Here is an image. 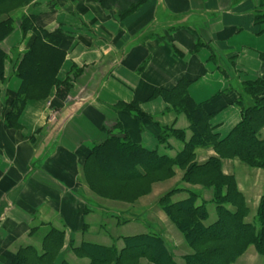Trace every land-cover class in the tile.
I'll return each mask as SVG.
<instances>
[{"label": "crops", "instance_id": "crops-1", "mask_svg": "<svg viewBox=\"0 0 264 264\" xmlns=\"http://www.w3.org/2000/svg\"><path fill=\"white\" fill-rule=\"evenodd\" d=\"M263 3L146 0L136 13L120 19L115 10L89 0H35L13 13L15 30L0 44L8 58L5 81L0 83V264H11L25 248L42 255L51 231L62 234L55 264H91L89 256L78 254L84 245L121 254L127 250V239L154 236L164 242L172 264H186L192 251L160 208V198L180 187L195 191L198 205L206 204L211 212L205 222L209 226L217 220L212 192L187 185L184 172L174 169L173 178L154 184L137 203L107 200L84 182V162L89 149L108 134H119L118 128L113 131L116 126L135 144L174 159L183 143L171 138L161 145L156 127L141 128L134 118L113 108L137 102L154 124L184 132L189 142L186 116L176 114L160 97L151 99L156 90H172L181 80L189 81L187 92L194 103L216 114L210 124L214 134L225 139L240 122L233 102L241 85L264 82V25L254 24ZM22 16H34L39 28L61 34L66 57L58 80L73 72L79 77L66 101L57 100L52 89L47 100L27 102L18 127L8 128V103L21 86L15 71L34 38L31 32L21 34ZM214 156L211 148L195 152L198 165ZM240 163L223 160L222 172L234 178L249 211L245 222L253 223L264 194V169ZM187 198L181 193L172 203ZM140 244L150 256L147 242ZM139 246L129 242V251L139 252ZM138 264L155 263L142 257ZM234 264L264 262L250 247Z\"/></svg>", "mask_w": 264, "mask_h": 264}, {"label": "trees", "instance_id": "trees-1", "mask_svg": "<svg viewBox=\"0 0 264 264\" xmlns=\"http://www.w3.org/2000/svg\"><path fill=\"white\" fill-rule=\"evenodd\" d=\"M35 0H0V44L15 30L13 13L31 5ZM103 9L115 10L120 19L136 13L146 0H89ZM254 24L264 25V3L255 12ZM18 28L24 36L31 32L34 38L23 52L15 71L21 81L17 94L8 103L5 123L8 128L18 127V120L29 101H45L52 89L57 100L64 102L79 77L64 81L57 78L66 53L61 47L62 36L39 28L34 16H22ZM197 47H201L199 43ZM7 55L0 48V83H4ZM189 81L181 80L172 90H156L151 99L158 97L169 105L176 114H183L189 122L192 134L185 142L182 131L154 124L144 114L137 102L117 104L115 112H124L134 118L141 128L147 124L159 131L157 141L163 145L171 138L183 143V149L174 159L161 155L157 150L149 151L135 144L129 134L116 126L101 143L89 149L83 166V177L89 190L96 196L133 204L139 197L150 194L156 183L174 177V169L184 172L183 182L200 186L212 192L217 220L206 226L208 219L206 204L198 205V194L193 190H174L163 196L159 206L171 223L184 236L193 254L186 264H234L250 247L259 256H264V194L260 199L253 223H246L248 209L232 176L222 172L223 160H237L253 169H264V82H247L241 85L237 99L233 102L240 110V122L223 140L214 134L211 121L216 115L208 113L189 97ZM118 128V129H117ZM213 149L215 156L202 165L196 163L197 149ZM179 191H186L188 198L172 203L170 198ZM128 247L121 254L112 249L84 245L78 254L89 256L91 264H138L139 259L148 257L155 264H172L162 239L134 237L127 239ZM147 242L152 254L145 252L141 242ZM129 242L139 244V252L129 251ZM62 234L51 231L43 241L42 255L32 249H21L11 264H55L61 249ZM146 245V244H145ZM144 245V246H145ZM147 246V245H146ZM165 251V252H164Z\"/></svg>", "mask_w": 264, "mask_h": 264}, {"label": "rangeland", "instance_id": "rangeland-1", "mask_svg": "<svg viewBox=\"0 0 264 264\" xmlns=\"http://www.w3.org/2000/svg\"><path fill=\"white\" fill-rule=\"evenodd\" d=\"M12 19H13V15H12ZM14 22H15V25H16V21H14ZM15 27H16V26H15ZM14 76H15V75H14ZM238 91H239V90H238ZM69 95H70V94H69ZM66 100H67V99H66ZM66 100H65V101H66ZM240 165H241V163H240ZM242 166H245V165L242 164ZM246 167H247V166H246ZM247 168H248V167H247ZM84 182L86 183L85 180H84ZM86 185H87V183H86ZM184 189H185V188L180 187V188H176V189H174V190H184ZM174 190H172V191H174ZM185 190H186V189H185ZM172 191H170V192H172ZM168 193H169V192H168ZM168 193H166V194H168ZM181 193H185L186 197L188 196V194L186 193V191H179L178 193H176L175 195H173V196L170 198V201L172 202V199H173L176 195L181 194ZM166 194H165V195H166ZM165 195H163V196H165ZM163 196H162V197H163ZM162 197H161V198H162ZM140 198H142V197H139V198L136 200L135 203H137L138 200H139ZM161 198H160V199H161ZM133 204H134V203H133ZM212 205H213L214 207H211V208H212V209L215 208V205H214L213 203H212ZM206 206H207V205H206ZM208 213H209V216L211 217L212 215H211L210 210L208 211ZM141 214H142V213L139 212V213H138V216H137V217L140 218V219H142V215H141ZM213 214H214V213H213ZM167 218H168V217H167ZM148 229H149V228H148ZM148 229H147V230H148ZM187 247H188V245H187ZM247 250H248V249H247ZM191 251H192V250H191ZM116 254H117V253H116ZM191 254H193V252H191ZM258 258H259V260H262V261L264 262V257H260V256L258 255ZM238 259H239V258H238ZM238 259H237V260H238ZM237 260H236V261H237Z\"/></svg>", "mask_w": 264, "mask_h": 264}]
</instances>
